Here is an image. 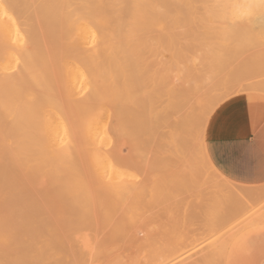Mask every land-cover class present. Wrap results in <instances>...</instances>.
<instances>
[{
  "label": "bare ground",
  "instance_id": "obj_1",
  "mask_svg": "<svg viewBox=\"0 0 264 264\" xmlns=\"http://www.w3.org/2000/svg\"><path fill=\"white\" fill-rule=\"evenodd\" d=\"M76 1L0 0V32L6 37L12 34L9 32L13 29L20 35V42L16 43L15 47L16 54L11 50L7 52L8 49L5 52L2 48L4 44L0 43L1 51H4L3 53L0 51L2 56H7L10 60L14 55L19 59V75L8 81H21V73L24 74L23 80L26 79L25 75L32 77L26 80L24 85L0 86V128L4 127L6 117L9 118L10 122L7 120L9 124L7 122L5 125H9V129L5 127L4 129L11 134V138L15 137L14 151L12 152L10 148L13 156H9V163L6 161L4 167L0 169V244L6 242L4 239L6 233H14V236L24 233V235L28 234V237H33V240L20 241V246L29 260H25V256L22 259L20 257L12 260L8 258L9 256L3 257V253H0V264H91L94 262L95 264L99 262H107V264L134 262L135 264L144 259L145 264H176L181 260H187L189 264L195 263L194 261L200 258L210 259L209 246L216 225L214 217L210 215L202 217L201 220L194 216L188 225L173 219L175 224H168L170 226L163 231L164 246L159 248L162 243L158 241L156 244H160L159 249L155 248L157 245L153 248L155 244L149 247L146 243L148 250L145 248L147 251L145 255L142 254L144 250L142 246L148 239L151 240L152 233L149 232L151 230L148 233L144 231L146 233L144 234L143 230L131 228L135 216H148V211L151 209L149 216L151 217L154 211L152 207L161 200V196H157L156 192L161 190L163 184L162 181L160 184L155 177L154 180L149 179L147 173L151 165L147 167L143 160H138V153L135 154L136 151H146L144 146L138 144L142 136L152 134L157 138L160 134L162 137L161 127L168 123L166 126L168 130L162 133L168 132L166 135L172 136L174 144L176 141L174 138L179 140L180 133H185L180 136L181 138L187 135L186 133L194 131L196 128L193 127L200 124L198 120L202 123L201 118L206 117L204 113L207 110L212 111L215 105L220 104L221 98L223 99L221 93L214 95L215 93H209L210 89H206L208 88L207 78L204 77L206 74L203 76L202 73L201 75L191 69L196 66L194 57L192 59L179 53L173 54L172 51V62L161 64L159 71L152 68L148 59L150 29L147 24L151 16L159 19L166 13L151 12L152 8H167L175 4L189 8L194 5L218 3L246 5L258 4L259 0H82L80 4ZM240 9L234 10L238 13ZM11 11L18 16L7 20L8 12ZM208 11L210 18L212 15L210 10ZM260 15H257L256 21L263 17ZM234 25L235 23L233 27ZM228 29L227 32L221 33L223 40L232 38L233 33H228L231 27ZM235 46L237 47V44ZM236 47L235 49L239 46ZM241 51L244 50L239 52ZM233 52L235 51L229 53L233 54ZM214 54H211L210 58L206 54L208 67L218 68L226 63L225 54L220 52ZM208 72L209 75L210 71ZM216 75L213 76L216 78ZM210 111L207 113H211ZM206 121L203 122L205 125ZM167 128L164 127L162 130ZM197 130L201 132V129ZM162 144L168 146L167 143V145ZM127 145L130 147L128 148ZM201 156L203 157V154ZM179 157L182 159V155ZM188 159L191 160L190 157ZM136 167L141 170L143 177L131 183V172ZM24 169L27 170L26 173ZM153 169L154 166L151 172ZM170 169L174 170V166ZM167 183L169 184V181ZM179 185L182 186V183ZM168 186L172 187V185ZM179 188H175L174 191L180 190ZM261 188L264 187L256 185L248 191L244 190L247 192L245 196L242 194L244 198L241 196L237 198V195L236 198L232 197L231 202L226 201L229 204L228 214L232 216V212L239 217H248L254 222L261 220L264 216V204L248 214L245 211L246 205L261 203ZM181 189L184 191L183 188ZM169 194L168 196L171 197ZM204 199L207 201V198ZM213 201L217 204L216 199ZM211 206L212 204L205 209L213 210L215 205ZM216 208L219 209L218 204ZM225 208L226 206L223 207ZM175 209L177 208L173 207V211ZM157 211L159 213V210ZM207 211L208 214L212 213L209 212L210 210ZM199 212L205 213L203 210ZM162 215L160 217H164ZM48 217L51 220L48 219L50 221L46 223ZM143 217L141 216V220L145 219ZM34 219H36L35 224ZM142 222L143 226H146L144 220ZM149 228L147 226L146 230ZM43 230L48 233V238L39 240ZM218 244L217 242L216 247L221 246ZM0 247L7 254V250L2 248L4 245ZM203 261L202 264H205L206 261L204 263Z\"/></svg>",
  "mask_w": 264,
  "mask_h": 264
},
{
  "label": "rangeland",
  "instance_id": "obj_2",
  "mask_svg": "<svg viewBox=\"0 0 264 264\" xmlns=\"http://www.w3.org/2000/svg\"><path fill=\"white\" fill-rule=\"evenodd\" d=\"M77 1L76 2L78 4L82 3V0H77ZM83 3H85V2H83ZM210 5H213V4H210ZM197 9H199L200 11ZM211 9L212 10L214 9V10L212 11ZM239 9L240 8H238V10ZM243 9H244V11H243ZM257 9H259V8L254 9V7H253V8L245 9V8L241 7L240 11L237 13V11H236L237 9L234 10L232 8H214V7H205V5H194V6L189 8V7H184L182 5L178 6L176 4L170 5L167 8L157 7V8L150 9L151 12H156V11H158V12L165 11L166 12L165 16L160 17L159 19H157L155 16H151L150 21L147 24L148 29H150V32H149V37H150L149 48H150V51H149L148 59L150 61L151 67L154 69H158V71H159L161 64H163V63L169 64L170 62H172L171 56H173V54L179 53V54H182V56L183 55L189 56L192 59L194 57L193 61L196 59L195 60L196 66L191 68V69H193V71H195V72H198L199 74L202 73L203 76L206 74V76H204L205 78L208 79V80L206 79V83H207L206 87H208L206 89H208V90L210 89L209 93H211V92H212V94L215 93L214 95H219L221 93L220 96H223V99L221 98L222 101L220 100L221 101V102H219L220 104L215 105L213 110L211 109L212 111L207 110V112L210 111L211 113H207V112L204 113V115L207 117V121H206L205 116H204L205 118L202 117L201 118L202 123L198 120V124L199 123L200 124L197 127H193L194 129L196 128L194 131L186 133L187 135L183 136V137H185L184 139H183V137L180 138V136H182L185 133H183V134L180 133V135L178 136L179 140L174 138V141L176 140L175 141L176 145H175V143L173 144L172 136H170V134L168 136L166 135L168 132L165 134L162 133V132H165L166 130H168V128L166 127L168 125V123L166 124V126L164 125V127L167 129L162 130V128H164V127H163V125L161 127L162 137L160 134L157 135L161 139L159 137L156 138V136H154L152 134H147V135L145 134L142 136L141 140L139 139L140 140V142L138 143L139 146H144L146 148V151H136L135 152V154L138 153L137 155L140 156V157L138 156V160H141V161L143 160L142 162L147 164V167L151 165L150 167H148L149 172L147 173V175L149 176V179L154 180L156 178L160 182V184L163 183L161 186L163 189L160 188L161 190L156 192L157 196H161L160 197L161 200L158 203L156 202L157 204H155V205H157V207L155 205H154V207H152V209L155 211V212L154 211H152V212H153V214L155 213L154 216L156 219H154L153 214L151 215V217H149L151 214L150 213L151 209H150V211H148L149 214L146 213V214H148V216L143 217V215H141L143 218H145L142 220H144V222H145L144 225H146V226H143V222L141 223V221H142L141 216L138 215L139 217L135 216V218H133L134 219L133 220L134 225L131 228H133L134 230L137 229L139 231L143 230L142 233H144V234H146L144 231H146L148 233V231L151 230L149 232L154 234L152 238H151L152 234H150L151 240L149 241V239H148V241L143 244L144 245V246H142L144 248V250L142 251L143 255H145L147 252L146 250H148V245H145L146 243L149 244V247H152L155 244L153 246V248L157 245L156 243H158V242L159 243L161 242L162 245H160L161 244L160 243L155 248H158L159 245H160L159 248L164 246L165 235H164L163 231H166V228H168L170 225H174L175 224L174 221H179L181 224L183 223L185 225H188L189 221L194 219V216H195V218H198L201 220L202 217H206V216L210 215L211 217H214L215 224H216L214 227L215 230L213 232L214 236H213L212 242L210 243V246H209L210 251H211V256H210V259L209 258L208 259H201L200 258L199 260H202V261L205 260L206 262L203 261V263L205 262V264H213L214 261H216L215 264H264V216L261 218V220L254 222L248 217L247 218L245 216L239 217V216L234 215L231 212L232 216L234 217L233 218L232 216H230V214H228V213H230V211L228 212L229 204L226 202V201L231 202L230 200L231 199L233 200V198H236L237 195H238L237 198L239 196L244 198L243 195L245 196L247 194V192H244V190L248 191L249 188L251 189L252 187H256V185L258 186L260 184L261 187H264V29H263L264 28V21H263L264 15L261 18L262 20L260 18H258V21H256L255 18H257V15H259V14L262 15L261 9H259V10H257ZM181 10H183V12ZM208 10H210V14L212 15L211 16L212 18L211 17L209 18V11ZM197 11H199V13H197ZM203 11L205 13L207 11V13L205 14ZM230 12H231V14H230ZM235 12L237 15L235 14ZM245 12H247L248 15ZM222 13H224V14L222 15ZM252 13H254L256 15H254ZM240 14H242V15H240ZM167 15H168V18H167ZM172 15H173V17H172ZM246 15L250 18H248ZM16 16H18V15L14 14L13 11H11V13L8 12L7 20H10L11 17L15 18ZM233 16L234 17L240 16V18L234 19V18H232ZM190 17H191V21H190ZM216 17H217V19H216ZM206 18H209V19H206ZM252 18H253V20H252ZM206 21H208L209 24ZM210 21H212L211 22L212 24L210 23ZM261 21H262V23H261ZM221 22H222V24H221ZM224 22H225V24H223ZM256 22H258V23H256ZM234 23H235L234 27L236 26V28L233 27ZM229 26L231 27V30L228 33L229 34L233 33V35L231 34L232 38H230L229 40H223L221 38V33L224 31L227 32L229 30L228 28H230ZM21 27L24 28L23 25H21ZM214 27L216 29H214ZM221 27H222V29H221L222 32H220ZM226 27H228V28H226ZM185 28L187 30H185ZM223 28H224V30H223ZM177 31H178V34H176ZM237 31H239V32H237ZM181 32H183V33H181ZM219 32H220V34H219L220 37L218 36ZM10 33H12V34L8 35L9 37L8 36L5 37L0 32V43L4 44V46H2V44H0V46H2V48H4L3 50H5V52L8 49L7 52L11 50V51H14L13 54H16L15 53V49H16L15 47L20 42V39H19L20 35H18L19 33L17 34V31H15L13 29L9 32V34ZM164 33H165V36H164ZM15 35L17 36V40L19 39L18 42L16 40ZM209 35H210V37H208ZM10 36H12V37H10ZM216 36H218L219 38ZM240 36H241V38H240ZM177 37H180L181 39L177 38ZM169 38H170V40H169ZM242 38H243V40H242ZM171 40H174V41H171ZM220 41H221V43H220ZM237 41H239V42L237 43ZM211 42L212 43L215 42V43L212 44ZM215 44L220 45V46L217 45V46H219L218 49H217V46ZM236 44H237V47L239 46L238 47L239 50L235 46ZM8 45H9V47H8ZM6 46H7V48H6ZM209 46H210V48H209ZM228 46H230V48H228ZM185 47H188V48H185ZM205 47H207V48H205ZM233 47H234V49H233ZM235 47L237 49H235ZM201 48H203V50ZM211 48H213V49L211 50ZM214 48H216V49H214ZM200 49H201V51H200ZM227 49L228 50L233 49L232 51H235L236 53L233 52V54H230V53H232V51L229 50L230 53L229 52L228 53L230 55H232V57H230V55H228V53H226L228 51ZM242 49L244 51L239 52ZM187 50H189L190 52ZM195 50L197 52H195ZM205 50L207 53H205ZM217 50L220 52V54L226 53L225 54L226 55V63L221 65V67H218V68L208 67V58H207L206 54L208 55L209 52L211 51L212 53L210 52V54L208 55V57L210 58L211 54H213V53L216 54V52L219 53ZM0 51H1V47H0ZM222 51L223 52L225 51V52L223 53ZM1 52H0V86L1 85H12V84H15V85L26 84V80L31 79L32 77H29V76L26 77L27 75H25L26 79L23 80L24 79L23 73L20 74V76L22 78L21 81H17V82H15V81L9 82L8 81V79L14 78L16 75L17 76L19 75V73H18L19 69H20L19 64H18L19 59L15 58L16 56L13 55L14 59L12 58V59L8 60V57L2 56ZM180 52H182V53H180ZM192 52H194L196 54H194ZM204 53H205V56H204ZM234 53L236 55H234ZM189 54L192 56H190ZM202 57H203V59H202ZM236 57H238L239 59ZM205 59H206V61H205ZM207 69L210 71L209 75H208L209 72ZM211 72H214V73L211 74ZM216 74H218V75H216ZM213 75H216L217 79ZM212 77H213V79H212ZM219 90H220V92H219ZM229 90H230V92H229ZM208 114H209V116H208ZM6 119L9 120V118H7V117H6ZM199 119H200V117H199ZM203 119H204V121H206V125H205V123H203L204 122ZM7 120L4 123V127L6 129L9 126V125L5 126L6 123L8 122ZM9 122H10V120H9ZM9 122L7 124H9ZM4 127L0 128V169H2L4 167V165L6 164V161H7V163H9V156H13L12 152L14 151V145H15L14 141H13V140H15V137L11 138V136H10L11 134H9L8 131L6 132V129H4ZM10 128H11V124H10ZM193 128H192V130H193ZM197 129H201V132ZM243 130L245 131V133H247V131L253 130V134L251 135V137L249 139L246 138L244 141L241 140V134H242ZM194 132H196V133H194ZM188 134L189 135L192 134V135L189 136ZM194 134H198L199 136L198 135L194 136ZM186 136H187V138H186ZM188 136H189V138H188ZM147 137L150 139V141H152L151 143H150L149 139H147ZM144 138H145V140H143ZM156 139L158 140L157 142H156ZM146 140L149 142H147ZM183 140H184V143H183ZM142 141H143V143H141ZM178 141H180V142H178ZM10 142H13V144ZM145 142H147V144ZM161 142L164 143V145L168 144V146H166V147L163 146V144ZM187 142L188 143L190 142L191 144L190 143L188 144ZM157 143H158V145H157ZM181 143H183V144H181ZM152 144H154L156 146H154V145L152 146ZM179 145H181V146H179ZM127 146H128V148L130 147V145H127ZM10 148H12V152H10L11 151ZM155 148L156 149L158 148V149L155 151L154 150ZM187 148H189V149H187ZM150 149H153V151ZM182 149H183V151H182ZM200 150L202 153L200 152ZM188 152H189V154H188ZM199 152L201 154H203V157L201 156V154ZM184 154H185V157H184ZM145 155H147V156H145ZM152 155H153V157H152ZM178 155L179 156L182 155V159ZM164 156H166V157H164ZM146 157L148 160L150 159L149 160L150 162L146 159ZM154 157L157 159H155ZM187 157L188 158L190 157L191 160L188 159ZM185 158H186V160H184ZM151 159H153V160H151ZM204 159L207 161H204ZM146 160H147V163H146ZM181 160L183 163H181ZM151 161H152V163H151ZM160 161H162V163ZM159 162L161 163L160 165H159ZM153 163H154V165H153ZM163 164H166L167 166H162ZM153 166L155 168V169H153L155 172L153 170L151 172V169ZM159 166H161V168ZM173 166H174V170L170 169ZM158 168L162 169L164 172H162V170H160V169L158 171ZM200 168H202V169L198 170ZM22 170H23V168H22ZM26 171L27 170L24 169V173H26ZM181 171H182V173H181ZM196 171H197V173H196ZM183 173H184V176H183ZM200 173H202V174H200ZM255 173L258 174V177L255 176L256 175ZM172 174H174V175H172ZM142 177H143V173L141 172L140 169H138L136 167L131 172V178H132L131 183L135 182L134 180L141 179ZM182 178H184V180ZM166 179H167V181H169V184L167 183ZM191 179L194 181H192ZM161 181H162V183H161ZM165 183H167V185ZM180 183H182V186L179 185ZM208 183L211 185L208 186L209 185ZM168 185H170V186L172 185V187H169ZM210 187H212V188H210ZM175 188H177V189L179 188L181 191L177 190L175 192L174 191ZM181 188H183L184 191H182ZM211 189H212V191L210 192ZM242 189H243V191H242ZM262 189L264 191V188L260 189V192L262 193L261 203L258 205H256L255 203L246 205L245 211L247 214L250 213L253 209L255 210L257 208H260L264 204V195H263L264 193H263V191H261ZM236 190H238V191H236ZM172 191H174V192H172ZM230 191L232 193H230ZM235 193H236V195H233ZM168 194L171 197H169ZM182 195H184V196H182ZM163 196H165V197H163ZM181 196H182V198H181ZM176 197L178 200H176ZM204 198H207V201ZM210 198H211V201H210ZM212 198H214V199H212ZM168 199L173 200V201H169ZM215 199L217 200L216 203L219 205V209L216 208L217 204H214L215 201H213V200H215ZM185 200H187V201H185ZM218 201L221 205L218 203ZM169 202H172V204ZM178 202H180V203H178ZM206 202H208V203H206ZM165 203H167V204H165ZM207 204H209V205L212 204V206L215 205L214 208H216V209L213 208V210H211V209L207 208V210H210L209 212H212L214 215L212 213H210V214L207 213L208 211L205 209L206 207L209 206ZM225 206H226V208L223 209V207H225ZM43 207H44V205H43ZM159 207H160L161 211H160ZM173 207L177 208V209H175L173 211ZM167 208L169 209V212H168ZM157 210H159V213ZM166 210H167V212H166ZM197 210H199V211L203 210V211H205V213L207 215L204 212H199ZM214 210H216L217 212ZM178 214H180L181 216H179ZM216 214L217 215L219 214V215L217 216ZM222 214L225 215L226 218ZM48 215L50 217V214H48ZM157 215L159 217H156ZM161 215L164 217H160ZM170 215H172V216H170ZM226 215H228V216H226ZM49 217L46 218L47 219V221L45 220L46 223L51 220ZM37 219H38V217H37ZM48 219H50V220L48 221ZM147 219H148V221H147ZM173 219H174V221H173ZM226 219H227V221H226ZM35 220L36 219H34V224L36 223ZM164 220H166V221L163 222ZM45 221L43 223H45ZM220 221H221V224H220ZM148 222H151V224ZM217 222H219V223H217ZM147 223L149 225H151V227L152 226L153 227L149 228V225H147ZM153 223H154V225H153ZM168 224H170V225L168 226ZM147 226L149 228L148 230H146ZM154 226H156V228ZM139 228H141V229H139ZM152 229H153V231L154 230L155 231L153 232ZM43 231H44L43 235L42 236L40 235L39 240L46 239V237L48 238V233L45 230H43ZM156 231L158 232V234H156ZM161 231H162V233H161ZM220 233H222V234H220ZM13 234L14 233H6L4 235V239H6V242L2 245L0 244V246L4 245V247H2V248L7 250V254L4 253L6 251L2 250L1 247H0V253H3V255L1 254L3 257H4V255L5 256L7 255V256H9L8 258H10L12 260L13 259L14 260L20 259V257L22 259L25 256V254H24V251L22 249V246H20V241L22 240L21 242H25L26 240H33L32 239L33 237H28V234L24 235V233H19V234H16L15 236ZM19 235H21V236H19ZM221 236L225 239H223ZM41 237H43V238H41ZM34 238H36V237H34ZM214 240H215V242H214ZM219 240H221V241H219ZM156 241H158V242H156ZM222 241H223V243H222ZM15 242H17V244ZM217 242L219 243L218 245H221V246H218L219 248L216 247ZM215 243H216V245L214 246ZM7 244H9V245H7ZM151 244H152V246H150ZM15 246H17V248H15ZM145 248H146V250H145ZM29 253H30V251H29ZM26 255H28V254L26 253ZM24 259L29 260V257L25 256ZM199 260L197 261V259H196L194 261L195 263L191 262L189 264H202V261L199 262ZM183 261L184 260H181L180 263L178 262L176 264H188L187 260H185L184 262ZM141 262H143V263H141ZM96 263H98V262H96ZM102 263L107 264V262L106 263L99 262L98 264H102ZM116 263H113V264H116ZM145 263H146L145 259L141 260L140 263L135 262V264H145ZM91 264H95V262L91 263ZM110 264H112V263H110ZM121 264H125V263H121ZM126 264H128V263H126ZM129 264H131V263H129Z\"/></svg>",
  "mask_w": 264,
  "mask_h": 264
},
{
  "label": "snow or ice",
  "instance_id": "obj_3",
  "mask_svg": "<svg viewBox=\"0 0 264 264\" xmlns=\"http://www.w3.org/2000/svg\"><path fill=\"white\" fill-rule=\"evenodd\" d=\"M205 7H214V8H232L237 9L240 7H248V8H259L261 9L262 15H264V0H259L258 4H246V5H240V4H215V5H205ZM240 17H234V19H239Z\"/></svg>",
  "mask_w": 264,
  "mask_h": 264
},
{
  "label": "crops",
  "instance_id": "obj_4",
  "mask_svg": "<svg viewBox=\"0 0 264 264\" xmlns=\"http://www.w3.org/2000/svg\"><path fill=\"white\" fill-rule=\"evenodd\" d=\"M253 134V130L251 131H247V133H245V131L243 130L242 134H241V140L244 141L246 138H250L251 135ZM256 174V173H255ZM256 177H258V174L255 175ZM260 177V176H259ZM260 185V184H259Z\"/></svg>",
  "mask_w": 264,
  "mask_h": 264
}]
</instances>
